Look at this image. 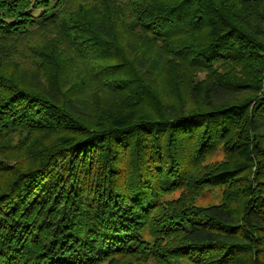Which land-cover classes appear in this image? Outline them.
<instances>
[{
  "label": "trees",
  "instance_id": "trees-1",
  "mask_svg": "<svg viewBox=\"0 0 264 264\" xmlns=\"http://www.w3.org/2000/svg\"><path fill=\"white\" fill-rule=\"evenodd\" d=\"M0 264H264V0H0Z\"/></svg>",
  "mask_w": 264,
  "mask_h": 264
},
{
  "label": "rangeland",
  "instance_id": "rangeland-1",
  "mask_svg": "<svg viewBox=\"0 0 264 264\" xmlns=\"http://www.w3.org/2000/svg\"><path fill=\"white\" fill-rule=\"evenodd\" d=\"M46 138H47V136H46ZM223 158H224L223 153L219 150V151L213 153L212 155H210V157L207 158V162L220 161ZM4 161H6V160H4ZM6 162L9 164H13L12 161H6ZM248 175H249V178L252 177L251 173ZM179 193H180V190H176L172 193V195L176 196ZM221 195H222V188L220 186L204 187L201 190V192L199 193V195L197 197H195L194 203L197 205L216 203V202H219L221 200V197H222Z\"/></svg>",
  "mask_w": 264,
  "mask_h": 264
}]
</instances>
